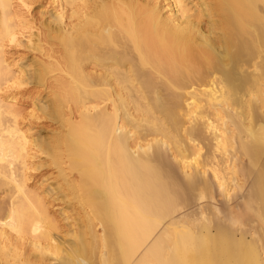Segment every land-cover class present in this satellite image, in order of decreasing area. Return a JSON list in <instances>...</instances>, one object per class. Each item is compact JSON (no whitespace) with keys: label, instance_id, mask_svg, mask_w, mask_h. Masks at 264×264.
<instances>
[{"label":"bare ground","instance_id":"obj_1","mask_svg":"<svg viewBox=\"0 0 264 264\" xmlns=\"http://www.w3.org/2000/svg\"><path fill=\"white\" fill-rule=\"evenodd\" d=\"M0 264H264V0H0Z\"/></svg>","mask_w":264,"mask_h":264},{"label":"rangeland","instance_id":"obj_2","mask_svg":"<svg viewBox=\"0 0 264 264\" xmlns=\"http://www.w3.org/2000/svg\"><path fill=\"white\" fill-rule=\"evenodd\" d=\"M45 3H46V5L47 6H49L50 5V3L48 2V1H45ZM47 3H49V4H47ZM9 51H8V55L9 56H11L12 58L14 57H18L19 56V54H23L22 52H25V51H23V50H20V49H17V51H16V49L14 50L13 48H10V49H8ZM21 51V52H20ZM18 53V54H17ZM27 89L30 91V92H28V90H27V92H28V94H29V96L28 97H26V95H28V94H26L27 92H23V93H21V94H19V97L17 98V100H16V102H17V105L18 106H20V108H21V106H22V108H23V111H25V112H27L26 110H29V109H31L32 107H33V99L35 98V96L34 95H37L35 92H36V89L34 88V87H32V86H28L27 87ZM34 90H35V92H34ZM31 92H34L33 94L31 93ZM21 96V97H20ZM25 108V109H24ZM29 108V109H28ZM36 121V120H35ZM41 121V120H40ZM39 121V123H43V124H48L47 122H48V120H43L42 119V121L40 122ZM34 132V131H33ZM56 170L54 169V168H52V167H48V166H46V167H42L41 169H39V170H37V171H32V181H31V183H29V185L32 187L33 185H37L38 186V184L41 182V178L43 179V177H42V175L43 176H50V177H52V178H54L55 179V175H57V174H55L56 172H55ZM52 174V175H51ZM74 174V173H73ZM243 176L241 175V178H242ZM241 180H243V178L241 179ZM250 182H246L245 183V186H246V188H249V186H250V184H249ZM249 184V185H248ZM43 188V187H42ZM41 190H43V189H41ZM40 190V191H41ZM2 195H5L4 193H1ZM219 194V193H218ZM47 197V200H48V205H49V207H50V209L52 210V212H53V215H54V217H56V220L60 223L59 225L61 226V224H62V226H61V228L62 227H64V228H62V230H63V232L64 231H66L67 229H68V227H67V224H66V221L65 220H63V217L60 215V207H63V206H66V205H68V203H64L63 204V200H60V199H57V201H56V199H53V197L51 198L49 195H47L46 196ZM220 195H218V200L220 199V200H222L223 199V197H221ZM219 200V201H220ZM61 201V202H60ZM75 205H77V206H75L76 208L75 209H73L72 210V208H69V212H70V214H71V216L73 217H76V214L78 213V212H81V210L78 208V206H79V203H76ZM58 207V208H57ZM251 224V225H250ZM249 225H248V227L249 226H251L250 228H248L249 230L250 229H252V226L253 225H255L254 223L252 224V223H250ZM67 228V229H66ZM249 235V234H248ZM250 236V235H249Z\"/></svg>","mask_w":264,"mask_h":264}]
</instances>
